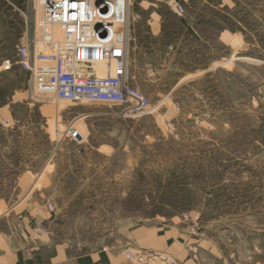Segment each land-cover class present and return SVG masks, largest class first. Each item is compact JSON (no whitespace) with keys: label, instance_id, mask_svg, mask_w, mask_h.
Segmentation results:
<instances>
[{"label":"rangeland","instance_id":"1","mask_svg":"<svg viewBox=\"0 0 264 264\" xmlns=\"http://www.w3.org/2000/svg\"><path fill=\"white\" fill-rule=\"evenodd\" d=\"M184 9L130 0L132 84L151 107L130 118L37 94L17 54L40 34L42 8L0 0V217L21 206L76 254L129 264H187L134 242L164 226L209 249L196 263L264 264V0Z\"/></svg>","mask_w":264,"mask_h":264},{"label":"built area","instance_id":"2","mask_svg":"<svg viewBox=\"0 0 264 264\" xmlns=\"http://www.w3.org/2000/svg\"><path fill=\"white\" fill-rule=\"evenodd\" d=\"M166 1L176 14H184L186 0ZM37 2L43 11L40 34L31 44L18 47L17 54L20 65L31 74L36 93L58 102L119 107L130 118L148 115V100L132 84L130 0ZM67 136L75 143L84 139L74 128ZM136 255L141 264L160 258Z\"/></svg>","mask_w":264,"mask_h":264},{"label":"crops","instance_id":"3","mask_svg":"<svg viewBox=\"0 0 264 264\" xmlns=\"http://www.w3.org/2000/svg\"><path fill=\"white\" fill-rule=\"evenodd\" d=\"M20 207L9 208L0 217V264H129L109 250L76 254L68 245L55 242L40 219L19 212ZM133 239L143 249L169 253L182 263L200 264L195 261L197 250L209 256L205 254L209 249L196 248L197 239L177 226L141 227L133 232Z\"/></svg>","mask_w":264,"mask_h":264}]
</instances>
